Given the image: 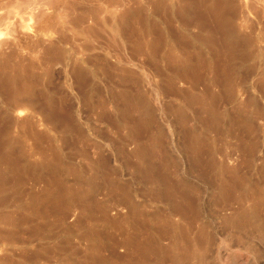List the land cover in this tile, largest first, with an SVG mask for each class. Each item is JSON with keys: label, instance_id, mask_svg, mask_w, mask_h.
Wrapping results in <instances>:
<instances>
[{"label": "rangeland", "instance_id": "obj_1", "mask_svg": "<svg viewBox=\"0 0 264 264\" xmlns=\"http://www.w3.org/2000/svg\"><path fill=\"white\" fill-rule=\"evenodd\" d=\"M0 264H264V0H0Z\"/></svg>", "mask_w": 264, "mask_h": 264}]
</instances>
